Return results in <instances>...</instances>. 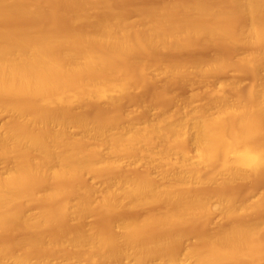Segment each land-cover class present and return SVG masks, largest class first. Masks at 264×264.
<instances>
[{
	"label": "bare ground",
	"instance_id": "obj_1",
	"mask_svg": "<svg viewBox=\"0 0 264 264\" xmlns=\"http://www.w3.org/2000/svg\"><path fill=\"white\" fill-rule=\"evenodd\" d=\"M39 1L0 0V237L18 234L0 242V264H264V193L253 202L218 190L264 172V0H230L225 10L171 0L137 8L135 21L117 2L78 0L71 22L83 30L7 23L33 16ZM214 43L247 49L239 62L259 80L249 102L219 85L198 115L141 127L131 114L82 107H118L137 82L133 66L153 81L220 74L233 63L144 58ZM217 216L216 229L189 243L187 225Z\"/></svg>",
	"mask_w": 264,
	"mask_h": 264
},
{
	"label": "rangeland",
	"instance_id": "obj_2",
	"mask_svg": "<svg viewBox=\"0 0 264 264\" xmlns=\"http://www.w3.org/2000/svg\"><path fill=\"white\" fill-rule=\"evenodd\" d=\"M40 3H37L34 7L35 14L30 17H23L22 16H13L10 18L7 23L9 25H15L16 26H22V25H32L37 24L36 21L40 22L39 24H44V28L48 29H55L57 31H61L65 34V32H72V30H83L85 27L81 25V28H77V26H74L72 24V18H71V12L75 9L77 5L78 0H41ZM111 3L119 6V9L121 7V11L123 12L125 18L135 21L138 19L137 13H135V10L137 8H151L160 6L161 4L171 1V0H109ZM113 1V2H112ZM179 1H188V0H179ZM209 3H213L214 5L220 6L221 10H225L228 4L230 3V0H206ZM117 2V3H116ZM63 5H61V4ZM71 3V4H70ZM75 3V4H72ZM121 3V4H119ZM66 5V7H65ZM70 5L75 6L74 9H71ZM69 6V7H68ZM36 8H38L36 10ZM68 12H65L66 10ZM63 10V11H62ZM69 15V16H68ZM23 19V21H22ZM35 20V22H33ZM238 21V18H233L232 22L236 23ZM12 22V23H11ZM22 22V23H21ZM47 24H45V23ZM49 23V26H48ZM19 24V25H17ZM46 25V26H45ZM73 26V27H70ZM53 27V28H52ZM71 29V30H70ZM63 30V31H62ZM221 44V45H216ZM212 44H200V47L195 46V49L189 50V51H162L157 52V55H144V58H149V61L152 63H164V62H180L185 61L187 64L194 62L195 60L201 58L208 59L209 57H217L222 58L224 62L232 65V67L225 69L220 74L216 73L217 75H212L206 78H199V77H190L186 80L176 79V80H169L164 77H158L159 79L155 78L153 79H147L145 76L139 74V66L138 70L137 68L131 70L132 74L136 77V84L134 85V88L131 89L128 93H126L121 99V103H119L118 107L114 106H107L103 105L102 103H95V102H86L83 104V109L87 110L88 112H93L92 114L102 117L104 116H113L115 114L117 115H128L132 117V120L134 123L140 124V127L143 126L145 123H150L159 120L163 115L164 116H172L175 114H179L180 117H185L189 114L192 115H198L200 110H202V106L207 107L210 103V101L213 99V93L216 88L222 86L224 89V92L227 96V98L231 101H241V102H249L251 100V88L253 84L257 83L259 80L256 81L255 76L253 73H251L250 69L244 65L241 64L239 61L241 58L247 55L248 51L247 49L238 48L234 50V47H230L227 45H224L222 43H214L213 47H211ZM223 45V46H222ZM216 46V47H214ZM209 47V48H208ZM230 47V48H229ZM198 48V49H197ZM232 48V49H231ZM142 55V54H140ZM156 56V57H154ZM141 57V58H140ZM139 59H142L143 57L140 56ZM152 60H151V59ZM157 60H154L156 59ZM210 59V58H209ZM148 60V59H147ZM160 61V62H159ZM137 67V65H136ZM132 68V67H131ZM230 69V70H229ZM233 69V70H232ZM134 71V72H133ZM262 80L264 79V70L262 73ZM255 78V79H254ZM205 79V80H204ZM156 80V81H155ZM164 81V82H163ZM255 81V82H254ZM194 82V83H193ZM230 84H229V83ZM220 83V84H219ZM225 84V85H224ZM232 84V85H231ZM236 85L237 87H235ZM236 89H235V88ZM192 98V99H191ZM184 105V106H183ZM206 105V106H205ZM143 109V110H142ZM177 110V111H176ZM179 110V111H178ZM172 112V113H171ZM105 113V114H104ZM165 113V114H164ZM171 113V115H170ZM132 114H134L132 116ZM5 116V117H4ZM8 120L7 115L0 116V125L3 124L5 121ZM142 123V124H141ZM137 125V127H139ZM74 132V130H72ZM75 133V132H74ZM264 149V144L262 145ZM106 153V149L104 150ZM178 158V157H176ZM120 159V158H119ZM4 164V163H3ZM0 163V170L6 171L8 167H5L4 164ZM9 166V165H8ZM5 169V170H4ZM142 169H134L133 172L137 175L143 174ZM158 171V172H157ZM160 170H156V174H159ZM205 177L208 175V172L205 171L203 174ZM85 181L92 182L95 186L100 187L102 186V178L87 173L84 175ZM212 191H214V188H211ZM208 190V189H207ZM218 190L226 191V192H233L234 194L238 195L239 197H245L248 193H250V199L251 201H256L258 197L264 193V172H260L256 178L251 182H241L240 184L229 186L228 188H219ZM34 208V209H33ZM30 209V212H37L38 208L33 207ZM34 210V211H33ZM262 214V212H255L253 215L257 216ZM99 216L98 213H95L93 215L87 216L85 219V225H92L96 218ZM206 223H209L208 225ZM219 217H213L211 221H197L196 223L187 225L184 229L186 231V234L189 233V235L192 237L189 240L190 242L194 241V235L197 234H205L208 233V231H213L216 229V227L220 224ZM200 224V225H199ZM203 224V225H202ZM207 225V226H206ZM87 226V227H88ZM206 228V230H205ZM52 231V230H51ZM17 233L10 232L2 235L0 237V242L7 241L11 242L10 239L15 240ZM11 235V236H10ZM12 235H14L12 237ZM18 235V234H17ZM9 236V237H7ZM7 237V239H6ZM10 238V239H9ZM68 264H74L72 262H68Z\"/></svg>",
	"mask_w": 264,
	"mask_h": 264
}]
</instances>
